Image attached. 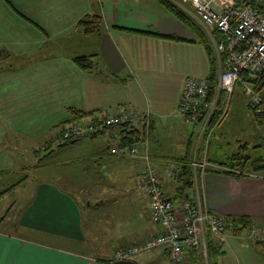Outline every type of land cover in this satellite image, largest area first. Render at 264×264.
<instances>
[{
    "label": "crops",
    "instance_id": "1",
    "mask_svg": "<svg viewBox=\"0 0 264 264\" xmlns=\"http://www.w3.org/2000/svg\"><path fill=\"white\" fill-rule=\"evenodd\" d=\"M85 14L101 17L102 27L97 32L82 35L75 31L76 21ZM192 39H195L194 33L156 0H0V52L21 55L44 49L40 60L28 59L18 68L0 72V171L16 172L36 163L35 150L46 147L44 142L55 134L56 125L69 118L68 107L109 114L117 106H125L147 113L150 119L147 156L160 175L164 193L174 197L178 182L168 176L166 170L169 164H177L173 158L185 153L188 137L184 138L185 133L181 126L178 130V121L174 119L177 124L172 142L175 154H167L173 155L167 162L157 156L152 158V155L164 154L158 142L151 143V147H155L150 150V138L156 122L160 125L164 118L177 114L176 103L183 80L208 74L204 47ZM77 55H90L95 66L80 69L71 60ZM111 131L106 132V138L100 142L98 139L103 135L80 140L60 150L86 146L90 149L86 157L101 160L106 165L116 164L117 159L127 153L118 147ZM194 139L192 155L196 152ZM212 144L203 145V155H227L221 147L212 152ZM51 147L48 146V150ZM129 158L134 163H144L139 156ZM211 158L218 161L223 157ZM21 160L24 163L20 165ZM142 168L137 169L140 181ZM60 179L54 176L58 185L50 178L35 186L18 214L17 224L62 244L19 240L0 233V264H93L95 258L109 257L116 247L128 241L141 240L158 232L156 224L136 221L137 217L122 234L117 233L119 222L112 220L109 237L99 234L97 240L87 238L94 232L103 233L104 222H91L87 214L83 216L84 197L69 190ZM104 179L106 184L125 182L121 177ZM98 182L105 184L104 180ZM139 184L144 191L142 181ZM196 185L200 201L208 210L254 218L259 225L254 224L253 228L264 235V175L234 178L208 171L197 176ZM123 187L126 190L127 187ZM185 192L195 197V185ZM85 197L94 200L92 196ZM105 198L97 199V203L101 205ZM145 204L148 208L147 197ZM85 220L86 234H83ZM223 236L222 233L217 237L218 243ZM86 241L94 248L88 254L76 248ZM130 260L132 264H165L166 250L157 247L142 251ZM223 260L224 255L221 264ZM186 261L190 263L187 258Z\"/></svg>",
    "mask_w": 264,
    "mask_h": 264
},
{
    "label": "built area",
    "instance_id": "2",
    "mask_svg": "<svg viewBox=\"0 0 264 264\" xmlns=\"http://www.w3.org/2000/svg\"><path fill=\"white\" fill-rule=\"evenodd\" d=\"M172 1L203 28L216 54L224 52L223 58L218 61L214 91L209 93L206 79L188 76L182 82L176 103L177 113L185 121L197 127L196 140L207 131L205 146L211 129L224 112L226 97L217 104L218 92L229 94L240 71L250 75L264 71V0L258 1L260 7H252L250 4L237 5V0ZM210 30H214L219 38L213 39L209 34ZM243 90L248 95L249 106L253 113L264 116V89L256 92L251 87L245 86ZM216 110L219 111V115L214 122H211ZM148 118L145 112L117 106L109 114L95 112L80 121L70 122L52 136L53 142L56 143L60 138L83 134L95 127H115L123 122L138 124L141 127L138 139L122 149L131 156L140 155L144 160L141 176L143 190L148 200L149 219L157 225L158 232L141 240L128 241L116 247L109 257L93 260V264L130 260L142 251L157 247L166 250L165 264H187L186 254L189 249H195L204 261L206 255L204 230L208 229L215 237L221 236L224 232L225 216L210 211L203 205L196 185L197 176L203 172L204 167H215V165L204 157L201 161L193 159L191 167L195 197L167 196L162 188L160 175L147 156ZM90 120L93 124L88 123ZM124 134V131L118 129L111 131L116 141ZM174 170L175 164H169L167 175L171 177Z\"/></svg>",
    "mask_w": 264,
    "mask_h": 264
},
{
    "label": "rangeland",
    "instance_id": "3",
    "mask_svg": "<svg viewBox=\"0 0 264 264\" xmlns=\"http://www.w3.org/2000/svg\"><path fill=\"white\" fill-rule=\"evenodd\" d=\"M244 85L248 87V84H242L239 81L235 83L232 92H230L231 94L225 99L222 118L216 128L211 129L209 136L211 137L214 134L210 139L208 137L207 147H209L210 143H213L212 152L221 150L220 147L227 154L240 149V151L243 150L242 152L250 157L260 156L263 158L264 124H258L251 119L250 109L245 105L248 100V95L243 90ZM174 119L178 121V130H180L181 126V131L185 133L184 138L191 136L192 145L190 151H193L197 127L183 120L177 113L174 116L164 118L163 123L160 125H158V122L155 123L150 138V150L155 147L154 145L151 147V143L158 142L157 146L163 151L164 155H152V158H156L157 156L163 162H167L173 157V155L167 154L171 152L175 154V147L172 142L175 137V126L177 124L173 122ZM104 138L106 137L102 136V139L99 138L98 142ZM146 141L148 147V136ZM196 142V147H199L200 137H198ZM242 142L246 143V148L241 150V148H238V145ZM89 150L86 146L72 148L71 150H60L39 164L33 163V165H26L25 168H21L12 174H7L5 177L0 176V191L10 186L9 184L12 186L8 191L0 194V233H3L1 236L8 234L19 240L30 239L46 243L62 244L58 240H53L45 235L29 231L17 224L18 214L27 203V200L32 196L35 186L39 182H45L50 178L52 182L57 184L54 176L61 178V183L69 190L74 193L78 192V195L84 197L82 202V207L85 209L83 216L87 214L91 222H104L102 225L105 228H101V231H104L103 233L94 232L91 236L87 235V238L97 240L99 234H105L106 237H109L112 234V220L119 222L118 234L127 231V225L135 223L134 220L137 217L139 219L136 221L143 220L146 223H151L148 218L149 210L147 204H145L147 196L140 188L139 182L141 183L142 180L140 181L139 177H137V169L140 166L143 167V161H141L142 165L134 163L129 158L130 155L128 156L126 154V156L118 158L115 162L116 164L110 162V165H106L101 160L96 161L95 158L86 157ZM207 152L210 151L207 150ZM190 156L194 161H197L198 157L199 161L206 156L210 158L223 157V155H206V153L203 155V152L200 154L199 151L197 155ZM139 157L141 156L139 155ZM22 163H24V160L20 161V165ZM142 170L143 168L141 169L140 176H142ZM256 174L264 175V169L258 171ZM23 176L24 178H22ZM108 177L111 180L112 177H121L125 179V182L123 181L117 185L108 183L107 181L108 184H106V179L104 178ZM68 180H70V183H68ZM99 180H104L105 184L101 185L98 182ZM123 186L127 187L126 190H123ZM83 188L86 189L81 191ZM191 192L190 189L189 193ZM85 196H92L94 200ZM102 196L106 198L99 205L97 199H102ZM82 207L81 209H83ZM86 221H84L85 224L82 226L83 234L86 232ZM91 222H89V226ZM89 232L90 227L87 234ZM260 232L257 228H250L248 230H242L239 234H233L230 228L225 229L223 239L220 242L222 253L216 257V264H221L220 261L223 255L224 260L222 264H264V235L261 236L262 234ZM260 237H263L261 239L263 249L253 243L254 239H260ZM88 242L86 241L83 244L76 245V248H80L81 251L87 252L86 254H88L89 251L94 250L91 245L89 246L90 242ZM8 263H10V260ZM202 263L206 264V260L202 261Z\"/></svg>",
    "mask_w": 264,
    "mask_h": 264
},
{
    "label": "trees",
    "instance_id": "4",
    "mask_svg": "<svg viewBox=\"0 0 264 264\" xmlns=\"http://www.w3.org/2000/svg\"><path fill=\"white\" fill-rule=\"evenodd\" d=\"M159 2L163 7H165L176 19L181 21L184 25H186L195 35V39L198 42L201 43V45L204 47L209 69L208 74L206 77H202L206 79L208 83L209 93H212L214 91V84L216 80L217 70H218V61L220 58H223L224 52L217 53L215 52L211 42L209 41V37L207 36L206 32L203 30V28L196 22L194 19H192L187 13H185L181 8H179L177 5H175L174 1L172 0H156ZM259 0H237L236 4H250L253 6L260 7V4L258 3ZM100 26L102 27L101 23V17L97 14H85L82 17H80L76 23H75V31L82 34L87 35L91 32H97L100 29ZM117 27V26H114ZM118 29L123 30H129V31H135L133 29H124L123 27H117ZM210 36L213 39H218L219 35L215 33L214 30H210L209 32ZM172 38H175L174 36H170ZM43 50H39L35 53L30 54H21V55H15L11 54L7 51L0 52V72L11 70L18 68L22 66V64H25L28 59L34 60H40L43 56ZM72 62L79 67L80 69L87 70L92 69L95 64L91 60L90 55H77L71 57ZM248 84V87H252L253 90L256 92H259L261 89H264V71L260 73H256L255 75H250L245 71H240L237 74V79L235 83L237 82ZM234 83V84H235ZM234 87V86H233ZM232 91V90H231ZM230 94V93H229ZM223 91L218 92V102L220 103V100H224V98L229 95ZM248 97V96H247ZM246 107L250 109L251 112V119L258 123V124H264V116L257 115L253 113L252 109L249 106L248 100L245 103ZM67 111L69 113V118L61 123H58L55 127V134L60 131L61 128L64 127V125L73 122V121H80L84 117L88 115H92L95 112H99L97 110H91V111H80L74 108H67ZM219 111L216 110L214 112V116L211 120V122H214L215 118ZM222 118V117H221ZM220 118V119H221ZM218 119V121L220 120ZM89 124H93V121L90 120L88 122ZM210 123V122H209ZM118 129L119 131H124L125 134L123 137H121L118 141H116V144L118 147L122 148L126 145L131 144L133 141L138 139V136L141 134V129L139 125L129 123V122H123L122 124L118 123V126H115L111 128L110 126H104V127H95V129H92L86 133L83 134H76L73 136H70L68 138H60L59 142L54 143L52 137H49L46 142H44L45 146H38L39 148L35 150L36 157V163L39 164L42 161L46 160L48 157L51 156L56 150H60L65 148L66 146H71L72 144L85 139H95L98 136H104L111 130ZM150 131V119L148 118V134ZM207 131H204L202 135L200 136V145L199 147H196V152L194 155H197L198 151H202L204 148V139L205 134ZM191 136L187 139V145H186V151L183 155L177 156L173 158V162L177 163L175 164V170L172 171L171 178L173 180H176L178 182V185L174 187V196L180 197L183 195H187L185 190L191 188L193 186V173H192V167H191V156L192 153L190 151L192 141ZM48 146H52L48 150ZM43 148V149H42ZM47 148V149H46ZM238 148L245 149L246 143L242 142L238 145ZM46 149V150H45ZM243 151V150H242ZM239 150L233 151L227 155H223L222 160L218 159V161H214L210 157H206V160L209 163H213L218 165V167L214 166H206L203 169V172H218L221 174H225L234 178H240L249 176L251 174H256L258 171L264 169V157L260 156H253L250 157L249 155L244 154ZM199 160V157L198 159ZM12 171L9 170H1L0 176L5 177L7 174H12ZM251 173V174H250ZM24 178V176L22 177ZM10 186H7L3 188L0 191V194L8 191L10 188H12L11 184ZM225 216V229L230 228L231 232L233 234H239L242 230H248L250 228H253L254 224L257 226L258 223L254 222V218H251L246 215H224ZM151 221V220H150ZM204 242H205V260L206 264H216V257L222 253L220 243H218V240L215 236H213L208 229L204 230ZM262 241L260 239H254L253 243L261 247L263 249V245L261 243ZM186 258L190 261L189 264H203L202 263V256L197 253L195 249H189V251L186 254ZM103 259L101 257L95 258L94 260ZM187 262V261H186ZM93 263V260H92Z\"/></svg>",
    "mask_w": 264,
    "mask_h": 264
},
{
    "label": "water",
    "instance_id": "5",
    "mask_svg": "<svg viewBox=\"0 0 264 264\" xmlns=\"http://www.w3.org/2000/svg\"><path fill=\"white\" fill-rule=\"evenodd\" d=\"M109 264H132L131 260H114Z\"/></svg>",
    "mask_w": 264,
    "mask_h": 264
}]
</instances>
